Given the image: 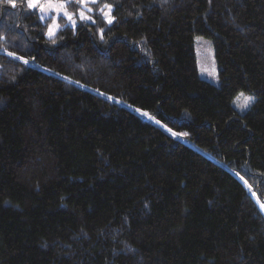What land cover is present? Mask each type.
<instances>
[{
  "label": "trees",
  "instance_id": "obj_1",
  "mask_svg": "<svg viewBox=\"0 0 264 264\" xmlns=\"http://www.w3.org/2000/svg\"><path fill=\"white\" fill-rule=\"evenodd\" d=\"M88 6L0 3V264H264V0Z\"/></svg>",
  "mask_w": 264,
  "mask_h": 264
},
{
  "label": "rangeland",
  "instance_id": "obj_2",
  "mask_svg": "<svg viewBox=\"0 0 264 264\" xmlns=\"http://www.w3.org/2000/svg\"><path fill=\"white\" fill-rule=\"evenodd\" d=\"M45 3H46V0H41V4H45ZM88 3H91V0H88ZM35 9L39 12L42 20L49 21L48 29L54 23L56 25H58V28L55 31V35L57 34V32L61 28V22L60 21H65L66 24L72 25L71 22L68 21L67 18L64 17L62 13H57V11L55 9L45 8V11H40L39 7L35 8ZM67 10L73 14V18L76 20V24H77V22L79 20H81L79 18V15L78 14L75 15V13L70 11L68 7H67ZM84 11H85L86 15L90 16L89 12H87L86 9H84ZM90 21L91 20H88V22H90ZM47 37L50 38L48 36V31H47ZM195 55H196V60H197L199 76L203 80H205V81H207V82H209L215 86H220L221 85L220 76H219L220 70H219V67H218V64H217V61L215 58V51H214V47H213L212 42L210 40L204 38V37H196L195 38ZM244 97L250 98L248 106L246 108L239 106V105L243 104ZM254 102H255V97L253 95L243 93V97H242L241 93H240L234 98L233 106L240 113H244V112H247L251 108V106Z\"/></svg>",
  "mask_w": 264,
  "mask_h": 264
},
{
  "label": "snow or ice",
  "instance_id": "obj_3",
  "mask_svg": "<svg viewBox=\"0 0 264 264\" xmlns=\"http://www.w3.org/2000/svg\"><path fill=\"white\" fill-rule=\"evenodd\" d=\"M76 2L80 5V10L78 11L79 18L84 21L91 20L92 23H95V20H92V18L86 15L84 11V9H86L87 12L89 13L92 12V8L88 6V0H76ZM96 2L97 0H91V3H96ZM0 3H7L10 4L12 7H16V0H0ZM26 3L29 9H35L37 7L40 8V11H45V8L55 9L57 13H62L63 16L66 17L67 20L70 21L73 26H75L76 24V20L73 18V14L67 10L68 0H46L45 4H41V0H26ZM104 9H107L108 11H104ZM100 11L103 14L107 23L111 24L114 20V17L111 15V5L104 4L103 8H101ZM57 28L58 25H56L55 23L49 27L48 36L50 38L55 35V31ZM100 32H101V38H103V29H101ZM9 55L12 54L10 53ZM17 59H23V58L17 57ZM23 63L27 64L28 61L23 60ZM241 96L243 97V93H241ZM249 100L250 98L244 97L243 104L239 106L246 108L248 106ZM145 115H147V113H145ZM173 135L175 136L176 133H173ZM261 208L264 209V205H261Z\"/></svg>",
  "mask_w": 264,
  "mask_h": 264
}]
</instances>
